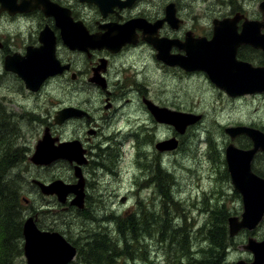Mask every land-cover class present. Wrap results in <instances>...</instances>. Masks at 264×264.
<instances>
[{
    "label": "flooded vegetation",
    "instance_id": "flooded-vegetation-1",
    "mask_svg": "<svg viewBox=\"0 0 264 264\" xmlns=\"http://www.w3.org/2000/svg\"><path fill=\"white\" fill-rule=\"evenodd\" d=\"M5 1L7 0H4V6L7 5ZM21 1L26 9H16L13 12L6 10L8 8H4L0 2V75L16 83L18 89L14 94L18 95L24 92L31 96L37 95L52 81L62 86L65 98L66 94L73 97V92L77 93L76 97L83 94L73 89L87 92V97H83L81 102H67L66 105L55 109L53 115L48 116L54 119L60 109L68 107L82 111L81 114L64 121L61 126L73 134L68 139H78L82 146L87 158V163L82 166L83 171L91 164L93 149L99 139L104 143L113 135L123 133L137 137L136 149H152L150 152L154 157L157 156V160H152L148 169L153 174L161 172L158 161L166 153H159L155 149L156 142L166 138L167 140H164H171L176 149H179L180 137L188 134L191 124H187L180 133L173 124L158 121L152 110L168 109V113L199 112L190 105L184 106L182 102L187 100L181 101L179 92L173 93L176 98L172 99L175 102L170 105L167 103L170 98L164 91L161 95H151L148 92L153 91L151 86L163 87L176 78L188 84L198 82L201 84V91L209 93L210 96H219L232 107L250 102L249 98L256 101L264 98L263 93L231 96L214 86L204 71L191 69L193 65L187 61L189 55L203 52L204 45L214 36L219 37L216 46L226 49L227 44L234 43L230 38L240 40L239 38L247 35V39L239 41L236 45L235 59L264 67L261 42L252 39H264V0H12L13 4H20ZM101 35L109 36L115 42H124L119 46L115 44L105 47L99 43ZM51 45L54 53L52 60L49 55ZM28 54L31 65L39 67V71L45 65H50L55 69L60 68V72L44 78L39 85L35 84V90L31 89L20 75L11 69L12 65L17 69L25 62L22 59L27 58ZM149 72L156 81L155 85L152 82L147 83ZM4 97L8 96L3 95L1 98ZM181 99L183 100V96ZM247 106L245 105L246 108ZM4 107L10 113L7 103ZM97 110L101 113L97 114ZM260 112L264 115V104L258 105L253 114L263 121L264 117L258 115ZM239 114H243L242 110ZM201 117L203 121V113ZM248 121L240 119L228 125H247L264 133L263 125ZM221 124L216 149L217 155L223 156L221 161L224 175L230 181L227 148L232 146L239 150H249L253 148L254 141L247 134L237 130H233L231 134L226 133L225 126ZM41 125H44V128L49 127L52 134L51 122L47 123L45 120ZM261 137L258 136L256 142L264 145V138ZM107 153L110 156L103 159L112 163L115 155L110 151ZM143 155H146V152ZM56 162H63L71 172L76 164L74 161L63 159ZM250 169L264 179V150H257L253 154ZM155 179L157 177L152 175L150 182L153 183ZM66 181L71 184L75 178ZM37 189V185L29 181L25 196ZM154 191L159 193L157 188H154ZM234 192L240 201L239 214L242 211V196L238 191ZM86 196L85 192V198ZM48 197L57 200L56 195ZM73 197L74 194L69 193L63 205L68 203L70 208L77 211L78 209L68 202V198ZM80 210L81 212H77L83 215V209ZM34 215L38 220L37 215ZM105 220L108 221L103 219L104 225ZM263 221L264 214L253 229L241 228L232 239V242L237 244L236 247L242 248L249 239L255 242L264 240V235L258 232ZM241 252L245 254L236 255L232 260L225 255L223 264H233L237 261L250 263L253 260L252 254L245 250Z\"/></svg>",
    "mask_w": 264,
    "mask_h": 264
},
{
    "label": "rangeland",
    "instance_id": "rangeland-1",
    "mask_svg": "<svg viewBox=\"0 0 264 264\" xmlns=\"http://www.w3.org/2000/svg\"><path fill=\"white\" fill-rule=\"evenodd\" d=\"M5 80L10 81L0 75V103H7V108L10 111V121L17 135L16 141L27 150L24 161L10 170V176H21L25 183L22 186L21 194H23L24 199H28V203L25 200L22 201V220L36 214L38 217L36 222L39 228L60 232L77 249L79 245L82 246L97 232L107 233L109 237L115 239L117 235L114 231V223L109 220L114 219L117 215L133 211L136 209L138 202L155 207L153 209H156V206L159 205L158 192L154 191L155 187L150 182L151 176L154 175L155 178L157 177L154 182H161V187L159 186L160 195L163 197L164 191H166L170 198L174 196L175 200L179 201L181 208L179 210L175 208L168 216L173 224H170L171 226L167 230L165 247L164 244L160 245L154 237L156 228L150 226L153 222L152 218H149V226L142 225L140 228L127 229V239L131 237V234H137L139 244L142 245V251H145V253L138 250L137 253H134L132 259L126 261L127 263L123 259L120 260V263L134 264V260H140L139 257L143 259L145 255L148 256L149 260H152V264H166L167 252L171 256L176 255L171 250L174 249L173 246L170 249L168 248V236L172 234L173 237H179V233L181 234L179 231H174V228L184 226L189 231L187 234L191 239L190 250L201 249L203 246L199 243L203 241L204 237H201L198 230L205 227L204 224L211 218L209 209L218 207L223 211H227L229 215L238 214L240 211L238 195L234 192L228 177L224 175L221 159L216 158V154L212 150L218 145L219 125L215 123V120L220 123H233L244 119L253 124L264 126V121H260L259 117L253 115L256 107L264 104V98L258 101L249 98L251 101L248 103L247 108L245 104L232 107L230 103L220 99L219 96H210L209 93L201 91L202 87L198 82L188 84L176 78L163 87H156V81L149 72L147 83L152 82L155 85L151 86L153 91H148L151 95L152 93L161 95L164 91L170 98L167 103L173 105L172 102L175 101L172 99L176 98L173 93L179 92L180 100H187L182 104L197 109V112L203 113L205 119L200 126L191 129L188 134L180 138L181 144L178 150L167 152L161 157L158 161L161 172L155 174L149 171L148 164L152 160H157V156L154 157L153 153L150 152L151 148L148 151L140 148L136 149L135 136L117 133L104 143L99 139L98 144L93 149L92 162L83 171L87 182L85 184L87 196L84 201V208L85 212L89 216L91 215L87 218L84 217L86 215L79 214L75 208H70L68 203L65 205L60 204L54 197L42 196L37 190L34 193L30 191L28 196H25L27 183L32 178L47 182L56 178L66 181L74 177L69 167L63 162H53L48 167H36L29 160V157L34 151L37 140L43 135L44 125H41L42 121L46 120L47 123H52V136H57L60 140L73 136L61 125L55 124L53 118L48 116L53 115L55 109L66 105L67 102H81L87 97V92L73 89L79 90L83 94L76 97L77 93L73 92V97L66 94L65 98L63 96L65 94L62 93V86L54 84V81H52L37 95L31 96L26 92L18 95L14 94L18 89L16 83L13 81L6 82ZM204 88L206 89L205 86ZM3 95L8 97H4V100L1 98ZM182 96L183 100L181 99ZM240 110L243 112L242 115L239 114ZM95 112L97 114L101 113L100 110ZM247 115H249L248 118ZM258 115L264 117L263 112ZM214 128L216 131L213 130ZM206 137L210 141L209 146L204 144ZM200 138L202 139L200 140ZM203 148H208L206 154L203 153ZM109 151L115 155L112 163L103 159L110 156L107 153ZM144 152H146V155H143ZM29 205H32V207ZM159 218L156 216V221ZM103 219L108 220H105V225ZM258 232L264 235V221ZM228 244V251H224L223 257L225 253L229 259L239 254H245L241 252L242 249L236 247L237 244L234 242L229 241ZM121 257L126 259V256L121 254L118 258H115L116 263ZM223 257L220 255L217 259L218 264H223ZM22 258L23 256L17 259V264H23L25 259L23 258L22 262ZM78 261V255H76L69 264H78Z\"/></svg>",
    "mask_w": 264,
    "mask_h": 264
},
{
    "label": "water",
    "instance_id": "water-1",
    "mask_svg": "<svg viewBox=\"0 0 264 264\" xmlns=\"http://www.w3.org/2000/svg\"><path fill=\"white\" fill-rule=\"evenodd\" d=\"M0 2H2V5L4 4V0H0ZM11 2L12 0L5 1V4H7L5 6L8 8L6 10L9 12H13L16 9H26L22 1L20 4H16V2L13 4V2ZM8 3H10V5ZM263 4L264 2L262 3L264 13ZM5 6L3 5L4 8ZM247 38L248 36L245 35L239 38L240 40H237L236 43L232 45L228 44L227 47L230 51L225 53L216 50V46L213 44L218 39H214V41L208 43L205 54L197 53V58H194L193 67L191 69L200 68L204 70L207 72L212 82L231 95L264 91V67H252L248 63L236 61L234 57V48L232 51L230 49L231 47H236L239 41ZM100 42H102L101 45L109 47L115 44L119 46L124 40L116 43L113 39L111 40L109 36L104 35L100 38L99 43ZM51 46L52 50L50 48L51 53L49 55L52 60L54 58V53L53 45ZM209 48L212 49L210 50ZM210 51L211 53L209 54ZM29 59L28 54L27 58L22 59L25 62L22 61L23 63H21L17 69L12 65L11 69L20 75L28 87L35 89L36 86H34V84H39L45 76L53 73V70L52 67L48 66L44 71H39L40 68L31 65L32 61ZM64 110L58 112L55 122L61 123L67 116L77 115L76 112L68 113L69 110H74V108H65ZM152 113L159 121L168 123H172V121L169 120V117L172 116L175 126L179 131H182L187 124L194 123L199 119V115L186 113H175V115L172 113L168 115V112L163 110L153 109ZM232 129H236L242 133L244 132L250 136L254 141V146L249 150H239L232 146L226 150V159L231 182L234 188L241 194L243 204V211L240 214V219L237 216L228 218L230 235H234L241 228L253 229L261 221L264 214V179L255 175L250 169V161L253 154L257 150H264V145L256 142L258 136L264 138V133L246 126L228 128L226 130L229 131ZM57 140L56 137H51L48 133V129H46L41 139H39L35 145L34 151L30 156L31 162L36 165H48L58 158H67L70 161L74 159L77 160L78 163L86 161L78 141L73 140L55 144ZM165 142L166 141L156 144V147L163 150L174 146L172 141H170V143ZM79 169V167L75 166L74 176L77 178L75 184L65 183L61 179H55L48 184L33 179V183L39 187L42 194H55L57 200L60 202H64L69 193H73L74 197L71 199L70 204L81 208L84 205V178ZM22 237L25 264H67L74 258L77 252L76 246L70 243L60 232L39 229L32 216L27 217L23 222ZM245 247L251 251L254 256V260L249 264H262L264 262V240L255 242L253 239H249ZM235 264L245 263L239 261Z\"/></svg>",
    "mask_w": 264,
    "mask_h": 264
},
{
    "label": "trees",
    "instance_id": "trees-1",
    "mask_svg": "<svg viewBox=\"0 0 264 264\" xmlns=\"http://www.w3.org/2000/svg\"><path fill=\"white\" fill-rule=\"evenodd\" d=\"M16 140L17 135L10 121V113L0 103V264H17V259L22 256V224L24 219L22 220L21 214L23 206L21 189L25 183L21 176H10V170L24 161L27 150L24 146L19 145ZM158 183L153 182L152 186L159 189L161 182L158 181ZM157 196L160 200H158L159 205L156 206V209L138 202L133 211L125 212L109 220L114 223L117 238L108 237L107 233L97 232L82 246L79 245L76 254L79 259L78 264H120L121 259L124 261L132 259L138 250L145 253L142 251V245L139 244V236L131 234V237L127 239L126 230L135 227L140 228L142 225L149 226V216L153 219L150 226L156 228L154 237L160 245L164 244L165 247L167 230L171 226L170 224H173L168 216H170L171 211L175 208L179 210L181 206L179 201L175 200L174 196L170 198L166 191H164L163 197L160 193ZM209 212L211 218L204 224L205 227L198 230L201 237H204L203 241L199 243L203 247L190 250L191 239L187 234L189 231L184 226L176 227L173 230L181 232L179 237H173L172 234L168 236V248L173 246L174 249L171 250L176 255L171 256L167 252V264H218L217 259L220 255L223 257L229 242L226 225L228 212L218 207L209 209ZM82 214L86 215L84 217H90L85 210L82 211ZM156 216L160 217L158 221L155 219ZM121 254L125 255L127 260L121 257L116 263L115 258ZM184 257L185 259H183ZM139 258L141 260V257ZM21 260L23 262V258ZM140 260H134V263L152 264V260H149L148 256L144 255L143 259Z\"/></svg>",
    "mask_w": 264,
    "mask_h": 264
},
{
    "label": "bare ground",
    "instance_id": "bare-ground-1",
    "mask_svg": "<svg viewBox=\"0 0 264 264\" xmlns=\"http://www.w3.org/2000/svg\"><path fill=\"white\" fill-rule=\"evenodd\" d=\"M23 122V121H22ZM112 157V156H111ZM105 160V159H104ZM20 166V165H19ZM159 170H161V166L159 167ZM21 179V178H20ZM20 179H19V181H20ZM22 183V182H21ZM91 216V215H90ZM93 217V216H92ZM147 217V216H146ZM148 218H150V216L148 217ZM93 219H94V217H93ZM151 221V220H150ZM99 223V222H98ZM117 226V225H116ZM182 226V225H181ZM105 229V228H104ZM120 229V228H119ZM208 231V230H207ZM91 232V231H90ZM97 232V231H96ZM93 233V232H92ZM101 233H104V232H101ZM111 233V232H110ZM140 233V232H139ZM127 235V234H126ZM109 237V236H108ZM111 237V236H110ZM129 238V237H128ZM207 242V241H206ZM169 244V243H168ZM138 246V245H137ZM230 251V250H229ZM166 254V253H165ZM235 256H233V258H234ZM228 258V257H227ZM140 259V258H139ZM183 259H185V257L183 258ZM122 260V259H121ZM127 260V259H126ZM141 260H142V258H141ZM140 260V261H141ZM232 260V259H231ZM186 261V260H185ZM126 262V261H125ZM147 262V261H146ZM226 262V261H225ZM127 263V262H126ZM134 263V262H133ZM136 263V262H135ZM134 263V264H135ZM143 263V262H142ZM121 264V263H120ZM122 264H123V262H122ZM129 264V263H128ZM140 264V263H139ZM167 264V263H166ZM225 264V263H224Z\"/></svg>",
    "mask_w": 264,
    "mask_h": 264
}]
</instances>
